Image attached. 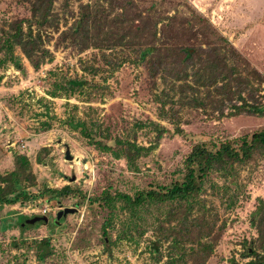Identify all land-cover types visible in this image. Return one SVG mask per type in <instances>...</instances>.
<instances>
[{
	"label": "rangeland",
	"instance_id": "rangeland-1",
	"mask_svg": "<svg viewBox=\"0 0 264 264\" xmlns=\"http://www.w3.org/2000/svg\"><path fill=\"white\" fill-rule=\"evenodd\" d=\"M60 2L54 12L61 16ZM87 2L69 3L72 15L66 13L67 24L59 20L58 33H50L52 39L45 43L49 57L38 70L18 49L14 54L24 72L2 61L0 51V174L14 170L18 154L30 165L21 185L32 195L70 185L90 199L105 191L133 196L181 181L185 158L195 143H238L264 128V115L234 113L242 100L264 105V0H186V5L181 0H138L142 7L156 2L164 16L176 12L190 16L196 11L227 41L226 64L238 73L229 80L219 78L217 86L228 83L234 97H216L214 102L206 99L205 89L195 90L192 83L195 70L209 62V48L184 26L177 42L201 44L203 50L200 58L184 66L185 74L173 63L150 69L136 53L120 48L90 47L79 52L65 44L56 46L57 36ZM16 15L26 16V9L16 0H0V28ZM192 30L196 32L197 26ZM67 79L90 85L64 91L61 86ZM182 84L191 88L180 92ZM151 124L166 130L159 140ZM99 143L111 144L118 156ZM128 144L143 148L137 153L130 147V160L124 156ZM67 150L71 160L65 159ZM234 167L227 177L210 172L189 217H203L216 242L205 264H245L243 242L256 238L250 215L258 200H264V156ZM79 200V196L32 197L12 206L0 205V264H166L174 258L171 242L178 224L176 219L165 222L170 206L141 210L137 215L144 217L138 220L136 212L122 209L120 202H115L112 214L102 204L78 205ZM65 208L77 211L58 221L57 212ZM42 215L48 223H27ZM160 223L169 226L163 234ZM103 226L107 237L102 235ZM44 238L52 254L39 261L36 248ZM153 243L157 253L152 252ZM181 247L177 252L184 255L177 254L176 264H194L200 251L197 243L183 238ZM192 247L194 253L189 252Z\"/></svg>",
	"mask_w": 264,
	"mask_h": 264
},
{
	"label": "trees",
	"instance_id": "trees-1",
	"mask_svg": "<svg viewBox=\"0 0 264 264\" xmlns=\"http://www.w3.org/2000/svg\"><path fill=\"white\" fill-rule=\"evenodd\" d=\"M16 1L26 9L27 15L12 16L5 27L0 28V51L4 54L2 61H9L16 70L24 72L19 58L14 54L15 49H18L30 66L34 70H38L49 57L45 43L52 39L50 33H58L59 20H64L66 13L71 14L69 3L81 0ZM59 1H61L62 8L61 16L54 12V6ZM181 1L183 4H187L186 0ZM150 5L142 7L138 4V0H88L87 3L80 5L74 21L57 36L55 44L56 46L65 44L79 52L90 47L104 50L120 48L121 52L124 50L136 53L141 62H148L146 64L150 69L167 67L173 63L177 64L178 70L185 74L184 66L193 63L196 58H200L203 50H201V44L195 47L177 42V36L184 26L185 28H183L191 37L196 39V35H199L203 40L202 43H205L209 48L208 64H201L193 73L192 83L195 90L205 89L207 91L206 99H211L212 102L216 97L224 99L234 97L228 83L217 86L219 78L229 80L234 72L238 73L236 69H229L226 64L228 59L226 56L227 41L218 36L206 18L196 11L190 16L181 12H176L172 16H164L165 11L158 9L156 2H152ZM64 23L67 24L66 19ZM194 26H197L196 32L192 30ZM158 34H160L159 37ZM209 64H215L216 68H210L207 66ZM89 85L90 83L86 80L67 79L61 89L66 91ZM188 88L191 87L182 84L179 90L184 92ZM234 109L235 115L240 113L264 115L263 104H248L244 100L241 105L234 106ZM81 125L84 126V124ZM151 125L156 129L158 127L155 124ZM157 130V140H159L161 134L166 130L160 127ZM175 131L182 134V130L179 128ZM115 144L118 146L121 142L117 140L114 142ZM101 147L118 156L117 152L113 151L111 144H101ZM130 147L137 153L143 149L128 144L124 151V156L128 160L133 157ZM256 156H264V128L244 137L238 143L230 141L219 144L195 143L185 158L184 174L181 181L159 189L138 191L133 196L123 193L112 195L105 191L99 197L90 199L70 185L60 189L44 188L38 195L26 192L21 182L26 173H29L30 165L25 156L15 154L14 170L0 174V205L12 206L18 202L29 201L32 197H47L48 200H55L79 196L78 205L85 202L90 205L102 204L112 214L116 210L115 202H120L122 209H130L132 213L136 212L138 220H143L144 217V215L139 217L137 215L143 213L141 210H151L154 206L158 208L170 206L166 211L165 222L170 223L176 219L178 229L174 231V227L169 228L170 235L173 231L176 233V237L171 242L175 256L166 264H176L177 254L184 255L183 251L177 252L182 250L181 239L183 238L191 243H197V248H200V251L195 254L194 264H205L211 256L216 242L211 237L210 227L203 217L189 218L192 215L194 204H197V197L203 183L210 172L217 171L223 177L231 176L235 171L234 165L246 164L254 160ZM188 220H191L192 223ZM250 224L256 230V238L243 242L245 251L243 258L247 259L245 264H264V200H258L255 210L250 215ZM167 227L169 226L162 223L158 225L161 234L167 230ZM106 229L105 226L102 227L104 237H107ZM125 232L128 234V231ZM203 238H208L209 242H200ZM164 240L166 241V238ZM37 245L36 257L39 261H43L52 254L47 238L40 240ZM153 246L154 251L152 252L157 253L156 244L153 243ZM194 250L195 248L192 247L189 252L192 253Z\"/></svg>",
	"mask_w": 264,
	"mask_h": 264
},
{
	"label": "water",
	"instance_id": "water-1",
	"mask_svg": "<svg viewBox=\"0 0 264 264\" xmlns=\"http://www.w3.org/2000/svg\"><path fill=\"white\" fill-rule=\"evenodd\" d=\"M65 159L66 160H71V157L69 155V151L68 150L65 152ZM73 180L74 179H72V181ZM76 211H77L76 209L65 208L64 210L57 212L56 218H57V220H60L61 217H65L66 215L75 213ZM38 222L46 224V223H48V218L46 216L42 215V216H35L30 221H27V223H30V224H34V223H38Z\"/></svg>",
	"mask_w": 264,
	"mask_h": 264
},
{
	"label": "built area",
	"instance_id": "built-area-1",
	"mask_svg": "<svg viewBox=\"0 0 264 264\" xmlns=\"http://www.w3.org/2000/svg\"><path fill=\"white\" fill-rule=\"evenodd\" d=\"M41 213H42V214H45V213H46V210H43Z\"/></svg>",
	"mask_w": 264,
	"mask_h": 264
}]
</instances>
